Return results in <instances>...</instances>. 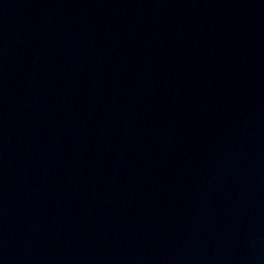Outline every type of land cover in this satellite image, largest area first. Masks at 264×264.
<instances>
[{
    "label": "water",
    "instance_id": "95a60500",
    "mask_svg": "<svg viewBox=\"0 0 264 264\" xmlns=\"http://www.w3.org/2000/svg\"><path fill=\"white\" fill-rule=\"evenodd\" d=\"M0 264H264V0H0Z\"/></svg>",
    "mask_w": 264,
    "mask_h": 264
}]
</instances>
